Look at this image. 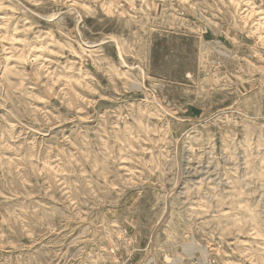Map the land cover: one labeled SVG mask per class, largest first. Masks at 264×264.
I'll list each match as a JSON object with an SVG mask.
<instances>
[{"label": "rangeland", "instance_id": "374dc122", "mask_svg": "<svg viewBox=\"0 0 264 264\" xmlns=\"http://www.w3.org/2000/svg\"><path fill=\"white\" fill-rule=\"evenodd\" d=\"M0 264H264V0H0Z\"/></svg>", "mask_w": 264, "mask_h": 264}, {"label": "bare ground", "instance_id": "6f19581e", "mask_svg": "<svg viewBox=\"0 0 264 264\" xmlns=\"http://www.w3.org/2000/svg\"><path fill=\"white\" fill-rule=\"evenodd\" d=\"M109 5V4H108ZM117 5V4H116ZM113 6V5H112ZM131 6V5H130ZM244 6H246V9H244V11H247V9H248V5L247 4H244ZM253 9V8H252ZM255 9H253L252 11H254ZM252 11H250V12H252ZM248 13V12H247ZM261 13V11H256V15H258V14H260ZM135 15V14H134ZM10 18V17H9ZM260 19H263V17H260ZM258 21V20H257ZM256 23H258V22H256ZM6 24V23H5ZM2 34V33H1ZM112 40V39H111ZM10 59V58H9Z\"/></svg>", "mask_w": 264, "mask_h": 264}]
</instances>
